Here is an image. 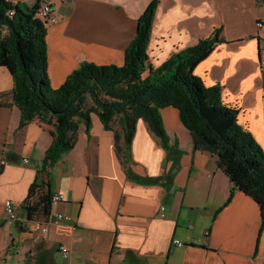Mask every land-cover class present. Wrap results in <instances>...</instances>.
<instances>
[{
    "label": "crops",
    "instance_id": "1",
    "mask_svg": "<svg viewBox=\"0 0 264 264\" xmlns=\"http://www.w3.org/2000/svg\"><path fill=\"white\" fill-rule=\"evenodd\" d=\"M151 1L56 0L58 20L47 25L52 86L60 87L84 61L123 65ZM219 28L225 41L195 72L208 86H222L224 101L239 109L240 124L264 148V0H159L149 62L158 67ZM149 74L147 69L143 77ZM14 87L6 60L0 65V264H264L260 205L232 190L216 155L194 148L174 106L161 109L167 146L139 119L125 156L97 114L90 133L81 124L76 146L50 169L53 193L66 198L52 203L43 222L48 231L37 228L40 222L29 220L22 205L53 142L54 125L35 118L20 128ZM8 201L16 210L12 223ZM58 212L72 219L56 223ZM60 243L71 251L68 262Z\"/></svg>",
    "mask_w": 264,
    "mask_h": 264
},
{
    "label": "trees",
    "instance_id": "2",
    "mask_svg": "<svg viewBox=\"0 0 264 264\" xmlns=\"http://www.w3.org/2000/svg\"><path fill=\"white\" fill-rule=\"evenodd\" d=\"M158 4L159 0H152L139 17L123 65L84 61L54 88L48 73L47 26L38 17L40 2L0 0V65L8 60L13 70L11 94L22 111L19 127L35 118L54 125L53 142L22 205L29 220L48 222L54 194L50 169L76 146L81 124L90 133L94 113L106 129L115 132L117 147L125 156L139 119L148 122L167 146L169 136L161 109L174 106L192 134L194 148L217 156L232 190L239 189L258 202L264 224V148L240 124L239 109L224 101L222 86H208L195 72L225 41L221 29L154 67L149 62L148 44ZM147 69L150 74L144 78ZM127 171L134 176L129 168Z\"/></svg>",
    "mask_w": 264,
    "mask_h": 264
},
{
    "label": "built area",
    "instance_id": "3",
    "mask_svg": "<svg viewBox=\"0 0 264 264\" xmlns=\"http://www.w3.org/2000/svg\"><path fill=\"white\" fill-rule=\"evenodd\" d=\"M56 2V0H41L40 3V11L38 13V17L47 25H49L50 23H55L57 22V16L54 12V3ZM259 26H262V22L258 23ZM262 64H264V60L261 61ZM25 161H28V159H26ZM66 198V195L62 192H56L53 194L52 196V203L55 204L60 200H64ZM166 210V206L162 205L161 206V214L164 215V212ZM6 219L9 223L14 222L17 217H16V210H15V206L11 201H8L6 203ZM55 222H62V221H70L72 219V217L68 214H64V213H56L55 214ZM37 228H40L43 232H47L48 231V225L46 224H40L38 223ZM177 245H183V243L176 239L174 241ZM59 250L65 260V262H68L70 257H71V251L69 249V247L65 244V243H60L59 244Z\"/></svg>",
    "mask_w": 264,
    "mask_h": 264
}]
</instances>
